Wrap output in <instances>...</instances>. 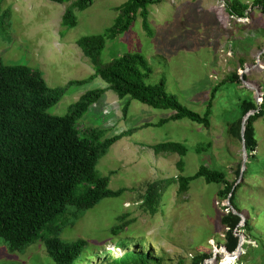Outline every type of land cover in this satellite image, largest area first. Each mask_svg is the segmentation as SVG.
Returning <instances> with one entry per match:
<instances>
[{"label": "rangeland", "instance_id": "374dc122", "mask_svg": "<svg viewBox=\"0 0 264 264\" xmlns=\"http://www.w3.org/2000/svg\"><path fill=\"white\" fill-rule=\"evenodd\" d=\"M125 1L94 0L84 11H75L77 25L66 29L61 22L70 3L3 0L0 61L38 69L50 88L65 89L69 82L87 79L94 69L76 43L85 36L103 35L116 18L115 8ZM229 1L162 0L149 8L152 37L145 34L138 18L127 32L106 43L100 56L102 65L123 54L143 56L151 70L146 84L156 85L163 80L170 96L200 115L205 112L212 89L234 74L244 73L253 89L248 90L243 82L236 87L226 83L213 103L208 130L187 119L154 127L174 111L152 109L128 97L121 100L110 90L105 92L79 120L78 128L104 130L107 139L134 130L116 142L96 167L102 176L113 173L108 186L111 191L125 192L120 197L104 199L87 211L62 236L64 240L85 239L91 244L104 241L115 219L126 214L127 221L134 220L127 229L133 234L127 237L137 241L130 244V250L148 252L159 264H190L200 255H209L202 264H264V118L254 125L257 148L249 154L242 141L226 132L232 120L230 111L244 90L250 91L258 103L264 95V14L254 8L247 19L232 17L227 12ZM240 1L251 6L254 0ZM5 10L10 15L2 19ZM105 88L100 78L72 86L47 114L65 116L81 95ZM127 104L124 117L122 110ZM168 142L188 147L182 158L183 172L177 167L179 155H156L152 149ZM207 143L209 150L197 154L196 148ZM243 161L248 164L247 172L237 181L236 171ZM202 164L225 171L229 182L243 185L237 194V213L242 221L235 231L242 243L240 254L229 255L224 248L226 230L220 220L227 213L224 207L230 205L219 200L220 186L207 185L200 179L190 185L188 192L178 195V187L173 185L154 216L141 205L151 183L192 176ZM246 222L249 230L244 228ZM102 245L103 250L109 251L110 259L121 257L122 251L109 239ZM102 252H98L96 261L88 263L104 261ZM0 264L54 263L40 241L22 253H11L0 239Z\"/></svg>", "mask_w": 264, "mask_h": 264}, {"label": "trees", "instance_id": "16d2710c", "mask_svg": "<svg viewBox=\"0 0 264 264\" xmlns=\"http://www.w3.org/2000/svg\"><path fill=\"white\" fill-rule=\"evenodd\" d=\"M48 1L57 4L70 3L61 23L64 28L71 29L77 25L75 11H84L94 0ZM161 2L162 0H126L115 8L116 18L103 35L80 38L76 44L92 65L94 74L81 81L69 82L65 89L48 87L38 69L9 66L0 61V239L11 253H22L33 243L40 241L47 257L54 264H89V260L96 261L99 258V251H103L104 256V261L99 264H159L148 252L130 250V244L137 241L127 237L133 234L127 229L134 220L127 221L126 214L115 219L116 223L108 229L105 237L110 240L111 245L122 251L121 257L110 259L109 251L102 247V242L106 239L91 244L85 239L67 241L62 236L87 211L104 199L120 197L125 192L111 191L108 186L113 173L102 176L96 167L116 142L131 135L134 130L107 139L104 130L78 128L79 120L105 92L110 90L121 100L128 97L152 109L174 111L172 116L161 120L154 127L187 119L208 130L213 103L220 89L226 83L236 87V84L246 78L244 74H234L214 87L205 112L200 115L181 106L170 96L163 80L156 85L146 84L151 70L143 56L123 54L102 65L100 56L106 43L127 32L138 18L145 34L148 37L153 36L149 8ZM2 3L3 0H0V11ZM254 8H259L264 14V0H254L251 6L240 0L227 3L229 15L238 19L249 18L248 12ZM9 15L10 11L5 10L1 18L6 19ZM96 78L106 84L105 89H96L81 95L65 116L47 114L50 108L62 100L66 89L90 83ZM127 111L128 104L122 110L124 117ZM230 112L232 120L228 123L227 134L242 141L247 154L253 152L257 148L254 125L264 118V95L258 103L250 91L244 90L237 105ZM252 112L254 113L246 121L242 137V121ZM209 148V143L199 145L196 153L202 154ZM152 149L156 155H179L181 159L177 167L183 172L182 158L188 153L186 145L168 142L155 145ZM247 165L246 163V167ZM240 171L241 166H238L237 181L240 179ZM246 172L245 170L243 176ZM200 179L207 185L220 186L217 193L219 200L229 201L230 206L224 207L227 213L221 217L220 224L226 230L224 248L228 254L235 255L240 243L235 231L241 218L233 210L236 213L239 211L237 194L243 185H237V181L229 182L225 171L202 164L192 176L180 175L155 181L148 186L140 201L141 205L150 216H154L171 186L177 185V193L182 195L188 192L193 182ZM244 228L249 230L248 222ZM208 256H195L190 264H202Z\"/></svg>", "mask_w": 264, "mask_h": 264}, {"label": "water", "instance_id": "95a60500", "mask_svg": "<svg viewBox=\"0 0 264 264\" xmlns=\"http://www.w3.org/2000/svg\"><path fill=\"white\" fill-rule=\"evenodd\" d=\"M244 73H242L243 75ZM242 78V77H241ZM242 82L244 83L245 87L248 89V90H252L253 88L245 81V80H242ZM257 93H258V90H257ZM254 112L252 113H249L247 116L244 117L243 121H242V132H241V136L243 137L244 136V131H245V124H246V121L248 120L249 116L251 114H253ZM244 149H245V146H244ZM246 170V162L243 161V164L241 166V171H240V180H242V177H243V174ZM234 190V189H233ZM227 205H230L229 204V201H227ZM233 213L237 214L238 216H240L241 218V215L239 213H236L234 210H233ZM241 221H242V218H241ZM242 249V243L240 242L239 245H238V248H237V254H240V251ZM227 253V252H226ZM228 254V253H227ZM230 255V254H229ZM236 255V254H235Z\"/></svg>", "mask_w": 264, "mask_h": 264}, {"label": "bare ground", "instance_id": "6f19581e", "mask_svg": "<svg viewBox=\"0 0 264 264\" xmlns=\"http://www.w3.org/2000/svg\"><path fill=\"white\" fill-rule=\"evenodd\" d=\"M229 256V255H228Z\"/></svg>", "mask_w": 264, "mask_h": 264}]
</instances>
